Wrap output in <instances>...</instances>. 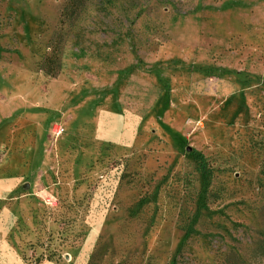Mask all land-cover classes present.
I'll return each instance as SVG.
<instances>
[{"label": "rangeland", "instance_id": "1", "mask_svg": "<svg viewBox=\"0 0 264 264\" xmlns=\"http://www.w3.org/2000/svg\"><path fill=\"white\" fill-rule=\"evenodd\" d=\"M0 264H264V0H0Z\"/></svg>", "mask_w": 264, "mask_h": 264}, {"label": "built area", "instance_id": "2", "mask_svg": "<svg viewBox=\"0 0 264 264\" xmlns=\"http://www.w3.org/2000/svg\"><path fill=\"white\" fill-rule=\"evenodd\" d=\"M54 133L59 134L60 133V128L55 129V132Z\"/></svg>", "mask_w": 264, "mask_h": 264}, {"label": "trees", "instance_id": "3", "mask_svg": "<svg viewBox=\"0 0 264 264\" xmlns=\"http://www.w3.org/2000/svg\"><path fill=\"white\" fill-rule=\"evenodd\" d=\"M203 164H204V163H203ZM203 166H205V164H204Z\"/></svg>", "mask_w": 264, "mask_h": 264}]
</instances>
